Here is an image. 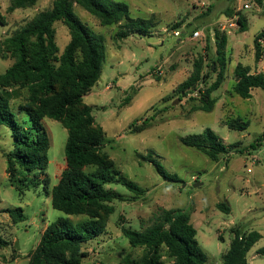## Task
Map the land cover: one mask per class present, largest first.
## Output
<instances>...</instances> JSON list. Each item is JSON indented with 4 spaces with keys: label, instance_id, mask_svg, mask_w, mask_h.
I'll return each mask as SVG.
<instances>
[{
    "label": "rangeland",
    "instance_id": "374dc122",
    "mask_svg": "<svg viewBox=\"0 0 264 264\" xmlns=\"http://www.w3.org/2000/svg\"><path fill=\"white\" fill-rule=\"evenodd\" d=\"M12 0H0V47L13 33L31 22L39 13L50 10L54 0H39L36 6L10 12ZM124 3L131 18L151 21L148 35L131 34L118 41L116 35L124 22L102 26L99 20L75 5L81 21L105 39L106 60L102 76L84 103L106 133L105 152L127 181L145 190L135 196L121 184L106 188L125 196L116 201L106 231L84 246L88 256L83 264H124L130 257L138 261L143 248H133L122 230L148 228L164 210L182 209L190 215L197 240L209 257L207 264H224L235 231L248 235L257 231L262 239L248 253L251 264H264L258 251L264 248V91L246 100L236 95L234 71L238 64L255 72L264 70L263 58L255 61V38L264 31V0H106ZM246 5L249 7L246 8ZM239 19L244 20L246 31ZM57 44L60 55L71 40L67 26L58 22ZM200 31L201 37L193 33ZM180 32L181 37L174 33ZM227 35L224 51L227 65L222 87L213 93L217 100L213 112L194 111L199 92L181 93L179 87L193 74L196 62L203 61V74L213 84L221 70L217 61V35ZM15 60L0 51V75ZM217 62V63H216ZM216 68V69H215ZM200 88H204L200 87ZM22 93L15 106L26 102ZM179 102L178 104H175ZM27 116L23 121L27 122ZM150 122L151 127L132 133L131 125ZM249 123L239 131L231 124ZM43 126L50 138L46 169L27 173L25 181L11 183L6 153L13 151L14 138L6 127L0 128V239L8 245L0 250L2 264H30L28 255L39 245L48 226L62 218L79 222L85 217H68L52 206V189L66 168L65 148L68 132L61 123L46 118ZM213 130L228 147L218 162L182 144V139ZM152 154L181 182L166 181L145 159ZM196 183L201 184L195 188ZM224 204L229 212L218 208ZM22 210L24 220L12 217ZM165 264H174L163 249Z\"/></svg>",
    "mask_w": 264,
    "mask_h": 264
},
{
    "label": "trees",
    "instance_id": "16d2710c",
    "mask_svg": "<svg viewBox=\"0 0 264 264\" xmlns=\"http://www.w3.org/2000/svg\"><path fill=\"white\" fill-rule=\"evenodd\" d=\"M39 0H12L10 12L36 6ZM75 5L97 18L102 26L124 22L123 29L116 35L118 41L131 34L148 35L153 24L148 20L133 19L129 7L124 3H106V0H54L50 10L39 13L23 28L5 39L0 47L4 58L12 57L14 64L0 75V128L6 127L14 138V149L6 153L7 173L11 183L24 184L18 168L33 173L46 169L50 138L44 129L46 118L58 121L68 132L65 148L66 168L57 185L52 189V206L68 217H85L74 222L62 218L44 231L39 245L28 255L30 264H83L88 254L84 246L100 237L107 228L115 209L114 202L128 199L120 193L107 189L110 184H121L135 196L145 190L137 183L125 180L115 162L105 152L106 133L93 116V108L84 103V98L98 83L106 60L105 39L95 34L75 12ZM0 22L3 21L0 18ZM64 23L69 29L71 40L60 55L55 24ZM242 32L246 31L244 20ZM194 34V33H193ZM217 61L221 66L217 80L208 86L210 77L203 74V61L195 64L193 74L179 87L181 93L199 92V105L194 111L213 112L217 100L213 93L225 81L226 58L224 51L227 35L218 38ZM264 31L255 38V61L263 58ZM217 63V62H216ZM216 69V68H215ZM236 84L233 92L243 99H252V91H264V72L253 73L252 67L238 64L234 71ZM204 88H200L203 87ZM25 92L26 102L15 106V100ZM27 116V122L23 116ZM249 123L231 124L243 131ZM151 127L144 121L132 124L131 132L140 133ZM182 144L196 149L218 162L227 154L228 147L211 129L203 134L182 139ZM158 174L166 181L181 182L177 174L168 172L152 154L145 157ZM218 208L229 212L224 204ZM24 220L22 210L11 215ZM13 217V218H14ZM133 248H143L142 257L135 261L130 257L124 264H165L163 249H166L174 264H207L209 257L197 240V230L190 215L182 209L164 210L146 229L122 230ZM262 239L254 231L242 235L238 230L229 251L223 256L224 264H251L248 253ZM8 242L0 239V250ZM264 256V248L258 251ZM0 264L1 259H0Z\"/></svg>",
    "mask_w": 264,
    "mask_h": 264
},
{
    "label": "built area",
    "instance_id": "2783aa9c",
    "mask_svg": "<svg viewBox=\"0 0 264 264\" xmlns=\"http://www.w3.org/2000/svg\"><path fill=\"white\" fill-rule=\"evenodd\" d=\"M248 7H249V6L246 5V8H248ZM201 35H202V33H201L200 31H195L194 34H193V37H194V38H199V37H201ZM174 36H175V37H181L182 35H181L180 32H175V33H174Z\"/></svg>",
    "mask_w": 264,
    "mask_h": 264
},
{
    "label": "crops",
    "instance_id": "0c3cea01",
    "mask_svg": "<svg viewBox=\"0 0 264 264\" xmlns=\"http://www.w3.org/2000/svg\"><path fill=\"white\" fill-rule=\"evenodd\" d=\"M252 71H253V73H256L253 69H252ZM258 72H261V71H258ZM258 72H257V73H258ZM263 72H264V70H263ZM257 92L260 93V92H259V89H254V90L252 91V95H253V97L255 96V93H257ZM253 97H252V98H253Z\"/></svg>",
    "mask_w": 264,
    "mask_h": 264
},
{
    "label": "water",
    "instance_id": "95a60500",
    "mask_svg": "<svg viewBox=\"0 0 264 264\" xmlns=\"http://www.w3.org/2000/svg\"><path fill=\"white\" fill-rule=\"evenodd\" d=\"M179 102H177V103H175V104H178ZM201 184H199V183H196L195 185H194V187L195 188H197V187H199Z\"/></svg>",
    "mask_w": 264,
    "mask_h": 264
}]
</instances>
